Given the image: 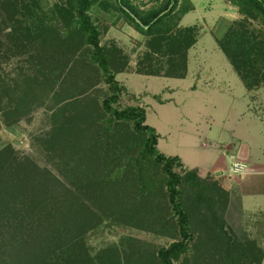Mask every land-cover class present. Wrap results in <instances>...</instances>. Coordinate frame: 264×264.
Returning <instances> with one entry per match:
<instances>
[{"label":"rangeland","instance_id":"rangeland-1","mask_svg":"<svg viewBox=\"0 0 264 264\" xmlns=\"http://www.w3.org/2000/svg\"><path fill=\"white\" fill-rule=\"evenodd\" d=\"M7 1L10 0H0L2 26L12 9ZM130 1L142 11L165 2ZM14 2L20 8L17 18L26 16L29 22L35 19L41 30L37 21L41 17L52 30L48 34L38 31L31 43L34 60L28 64L29 53L15 49L19 35L16 34L11 51L6 33L9 29H0L1 74L10 86L11 78L18 79L16 96L20 110H27L18 115L11 127H6L1 117L0 150L10 147L19 166L46 168L56 178L53 188L58 194L65 189L60 183L75 191V185H81L84 176L95 188H101L100 184L105 182L115 189L118 197L113 203L106 197L111 193H97L96 198L86 193L83 205L69 204L71 218L84 215L82 228L75 219L69 231L81 246V257L88 255L93 264H112L110 257L114 251L120 264H157V249L180 238L165 194L166 175L151 159H140V140L129 146L120 143V131L126 125L110 133H105L106 127L97 132L105 125L98 110L109 90L99 69L89 62L84 36L73 29L75 0ZM199 2L198 14L189 12L181 21V13L192 6L190 0H179L164 19V25L151 35L128 20L114 0H99L87 14L99 31V44L106 47L115 80L124 87L117 106H142L145 123L159 136L157 149L166 156H179L188 166L200 170L190 169L202 183L201 200L196 198L190 182L182 179L179 184L192 238L187 251L173 264H262L264 182L263 176L252 171L251 163L264 167V82L245 90L243 81L218 48L213 51L218 56L216 60L183 58L185 51L186 55L192 53L190 47L185 50L190 37L195 41L201 36L211 40L209 36L215 37L214 30L221 25L217 13L222 6L215 8L214 1ZM234 7L238 13V7ZM30 11L36 14L33 19L27 15ZM242 18L238 13L230 24ZM244 18L250 36H264V18L258 12ZM187 27L193 28V32L187 33ZM161 35L178 39L180 48L171 51L165 45L158 50L156 38ZM168 60H177V64L171 66ZM184 60L183 77L161 75L169 69L180 70ZM154 69L158 72L155 75L140 73ZM20 72L25 75L20 77ZM27 75L29 80L24 78ZM7 101L3 98V103ZM66 146L67 151L62 149ZM74 151L75 159L70 160ZM6 153L0 162L9 157ZM118 153L123 154L121 160ZM215 157H223L227 167L210 171ZM234 159L247 164L245 173L229 171ZM181 163L175 170L183 174L188 169ZM246 177L252 179L251 196L239 187ZM32 183L38 185L37 180ZM41 200H45V195ZM80 206V211L75 210ZM225 229L235 237L231 245ZM79 231L83 235L80 238Z\"/></svg>","mask_w":264,"mask_h":264},{"label":"trees","instance_id":"trees-1","mask_svg":"<svg viewBox=\"0 0 264 264\" xmlns=\"http://www.w3.org/2000/svg\"><path fill=\"white\" fill-rule=\"evenodd\" d=\"M98 1L75 0V19L73 21V29L79 35L84 36L90 64L99 69L109 90L108 95L101 100L98 110L105 125L97 132L106 127L105 133L108 131L110 133L113 129L120 126L122 128L126 125V128L120 131V136L123 137L120 143L129 146L134 141L140 140V159H151L153 164L160 165L166 175L165 194L173 216L176 218L180 238L167 246L158 248L155 253V261L157 264H173L187 251L188 243L192 238L189 217L181 202L179 184L182 179L190 182L194 188L196 198L201 200L202 183L197 174L190 169L184 170L183 174L175 170L176 167H180L182 164L180 158L166 156L157 149L159 136L152 126L145 123V110L142 106H117L124 87L115 80V73L112 72L109 58L105 54L106 47L99 44V31L87 14L89 8ZM114 1L119 11L128 20L144 34L151 35L156 29L164 25V19L172 13L179 0H165L162 5L147 11L138 9L130 0ZM228 1L238 7V13L243 18L228 25L217 43L245 87L250 89V87L264 82V36H250V33L246 31V19L244 17L253 16L254 12H258L264 18V0ZM6 3L12 6V9L7 12V22H4L3 26L0 25V29H9L8 31L11 32H6L9 36L8 48L12 47L10 48L11 51L15 44L16 34L19 35L20 42L15 44V49L17 52L21 50V53H29L26 63L31 64L34 60L31 43L36 39L38 31L48 34L52 28L44 23L40 19L41 17H38L37 21L41 26V30H38V23L33 19L36 14L34 15L32 11L28 12L27 15L32 16L33 19L31 22L27 20L26 16L22 19L17 18L20 10L18 4L14 0ZM135 18L138 19V22ZM185 31L192 33L193 28L187 27ZM156 42H159L157 44L158 50H162L165 45H168L171 51L180 48V42L176 38L171 40L167 36L161 35L160 38H156ZM194 42L193 36L190 37L185 42V50L191 47ZM1 44L2 42H0ZM183 58L186 59V51ZM176 61L168 60V64L175 66ZM184 62L181 64L180 70L169 69L161 75L183 77L186 71V61L184 60ZM39 63L46 66L45 62ZM43 69H46V67ZM1 70L0 64V122L2 117L6 121V127H11L17 121L18 115L23 111L27 113V110H20L19 100L16 96L18 79L11 78L10 80L13 82L11 86L6 84ZM6 73L4 72V74ZM140 73L155 75L158 72L154 69L141 71ZM24 75L22 72L19 73L20 77ZM24 78L26 80L30 79L28 75ZM3 98L8 99V101L3 103ZM14 100L16 101L14 102ZM94 139H96L95 142H99V139ZM43 147L48 148L45 144H43ZM63 148L67 151L69 147ZM6 152L9 153V157L4 160L5 162H0V201L4 203L2 207L0 206V264H93L88 255L87 257H81L80 244L69 235L70 224L75 219L80 222L79 229L82 228V222L84 221V215L70 217L68 214L69 204L81 203L83 205V196L86 193L95 198L97 193L100 195L111 193V196L106 197L109 198L108 201L112 200L111 203H113L118 197L115 196V189L105 182L100 184L101 188H95L92 182L85 180L86 176H84V180L81 179V185H75V191L66 188L59 181L65 189L60 190L61 193L58 194L57 189L53 188L56 186V178L49 174L46 168H38L33 164L19 166L17 156H14V152L10 147L0 150L1 160L7 154ZM123 154L125 153L123 152ZM123 154L118 153L121 156H119L120 160ZM75 155V151L72 152L70 160L75 159ZM6 162H9V164L6 165ZM34 180H37V186L32 183ZM44 195L45 200H41ZM70 195L73 196L70 198ZM81 206L75 208V210L80 211ZM11 219H13L12 224H10ZM225 232L229 237L230 245L233 244L235 237L231 230L225 229ZM81 236L83 235L79 231V238ZM110 262L120 264L117 252H111Z\"/></svg>","mask_w":264,"mask_h":264},{"label":"crops","instance_id":"crops-1","mask_svg":"<svg viewBox=\"0 0 264 264\" xmlns=\"http://www.w3.org/2000/svg\"><path fill=\"white\" fill-rule=\"evenodd\" d=\"M199 1L197 0L195 2L194 0H190L192 9H190L188 12L183 14V17H182L181 21H183V19L185 18V16L189 12L195 11L198 14L199 8L201 6ZM208 1H212V2L214 1V3H216L215 8L217 6H220V5L222 6L220 13H217L221 25H220V27L217 28V30H214L213 34H214L215 37L209 36V37H211V40L213 41L214 44L212 43V45H211L210 44L211 40L207 39V37H202L201 36V37L196 39V41L194 42L192 47L189 48V50L191 49L192 53H188L186 55L187 58H188V61L189 60L192 61L193 60V58H192L193 56L196 58L197 61L198 60L199 61L202 60L204 57H206V59H209V60H216L218 58V56H217V54L213 53V51L218 48L221 51V53H223L222 50L220 49V47L218 46L217 40L223 35V33L225 32V30L228 27V25L230 24V22L235 20V18L238 15V13L235 12V10H234L235 7L228 0H208ZM213 45H214V48H213ZM208 47L211 49V50H209L210 52H205V50H206L205 48L208 49ZM189 50H188V52H189ZM187 69H188L187 71L189 72V69H190V64L189 63L187 65ZM242 85H243V88L246 90L247 88L245 87V85L244 84H242ZM179 158H181V157H179ZM181 161L183 162L185 168H187V169H195L197 171H200L196 167L188 166L184 162V160L182 158H181ZM229 162H231V159H230ZM251 164L253 166L252 171L260 174V176H263V182H264V167L261 166V164H259V163L257 164L256 162H252ZM262 165H264V164H262ZM226 167H227L226 160L223 157H220V158H218V157L216 158L215 157L214 163L210 166V171H212V172H214L216 170L219 171V170L225 169ZM259 167H260L261 170H256V168L258 169ZM201 171H207V170L201 169ZM252 175H254V174H252ZM239 187H240L241 190L245 189L246 192L249 194L248 196H251L252 193H254V187L252 185V179L250 177H246ZM261 204L264 205V201H261ZM263 246H264V244H263ZM263 249H264V247H263ZM262 264H264V261L262 262Z\"/></svg>","mask_w":264,"mask_h":264},{"label":"built area","instance_id":"built-area-1","mask_svg":"<svg viewBox=\"0 0 264 264\" xmlns=\"http://www.w3.org/2000/svg\"><path fill=\"white\" fill-rule=\"evenodd\" d=\"M247 170V164L245 162L234 159L230 166L229 171L236 174L245 173Z\"/></svg>","mask_w":264,"mask_h":264},{"label":"water","instance_id":"water-1","mask_svg":"<svg viewBox=\"0 0 264 264\" xmlns=\"http://www.w3.org/2000/svg\"><path fill=\"white\" fill-rule=\"evenodd\" d=\"M135 20H136V22H138V19L135 18Z\"/></svg>","mask_w":264,"mask_h":264}]
</instances>
